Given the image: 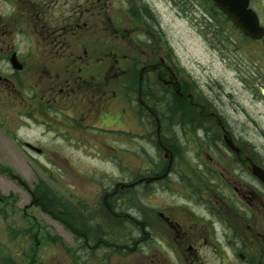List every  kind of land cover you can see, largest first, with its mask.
<instances>
[{
  "label": "flooded vegetation",
  "instance_id": "flooded-vegetation-1",
  "mask_svg": "<svg viewBox=\"0 0 264 264\" xmlns=\"http://www.w3.org/2000/svg\"><path fill=\"white\" fill-rule=\"evenodd\" d=\"M169 2L176 17L193 26L210 47L222 49V39H228L226 45L239 52L238 43L246 42L264 57V0H248L258 32H263L259 39L245 33L215 0ZM7 3L6 28L0 27V38L5 42V35L9 40L15 31L26 37V46L18 54L26 72L24 99L29 111L37 104L43 117L38 119L49 131L72 137L74 146L85 150H119L111 145V138L121 140L133 134L164 152V160L141 168L133 181L115 182L113 191L103 195L102 207L72 211L77 223L66 229L78 238L76 242L87 249H102L98 256L88 257L89 263L76 264H113L112 251L117 248L113 252L121 254L125 249L124 214L119 207L126 187L138 188L135 243L142 250L135 264H204L208 256L203 258L198 252L207 246L215 257L218 248L225 246L238 255L240 264H264V185L251 170L252 151L242 143L237 154L225 143L226 134L234 141L236 137L199 83L180 69L158 4L149 0ZM8 46L12 53L13 46ZM263 75L255 79L260 81ZM128 112L137 115L140 132L121 126ZM176 133L200 137L202 153L227 151L231 156L221 159L208 154V160L178 161L173 144ZM176 187L182 188L179 195L186 200L159 205L156 193H175ZM30 194L33 201L34 194ZM115 198L118 204L111 203ZM0 205L13 208L3 195ZM115 215L120 218L116 222L111 219ZM95 218L101 222L90 223ZM6 236V241H0V264H20ZM178 249L184 256L174 262L169 252ZM22 259L21 264L40 260Z\"/></svg>",
  "mask_w": 264,
  "mask_h": 264
},
{
  "label": "rangeland",
  "instance_id": "rangeland-1",
  "mask_svg": "<svg viewBox=\"0 0 264 264\" xmlns=\"http://www.w3.org/2000/svg\"><path fill=\"white\" fill-rule=\"evenodd\" d=\"M149 1L158 4L164 14L175 48V60L180 69L199 83L230 125L236 140L249 146L254 161L264 166V79H255L264 74V57L254 52L255 45L246 42L238 43L241 50L238 52L233 46L226 45L228 39H222L225 47L214 49L208 41L197 35L193 26L176 17L169 0ZM8 10L6 0H0V19L7 18ZM26 42V37L19 31H15L9 38V45L20 54ZM25 75L26 72L13 70L9 62V46L0 44V195L8 196L9 204H13V208L0 205V241H6L8 234L9 245L14 249L12 255L15 259L20 257V264L22 257L40 259L36 264L89 263L88 257L98 256L102 249H87L76 242L78 238H73L64 226V221L43 210L37 200L33 203L30 192L16 177L19 176L32 190L40 185H50L55 197L58 196L67 206L72 207L71 210L96 209L105 204L103 195L113 191L115 182L133 181L141 168L150 162L164 160V152H159L148 140H137L133 134H127L121 140L112 137L111 145L119 147L115 151L112 148L94 151L75 147L72 137L61 136L55 130L49 131L39 120L43 117L37 111V104L33 108L29 107L31 111L28 110L24 99ZM32 90L38 91L36 87H32ZM30 95L34 96L31 90ZM30 101L36 103L34 99ZM121 126L140 132L138 117L132 112L125 114ZM24 141L42 147L43 153L38 154L29 149ZM173 144L176 146V160L182 162L208 160V154L220 156L221 159L231 156L227 151L200 152V137L176 133ZM193 144L197 147L192 148ZM185 167L187 165L183 164V169L188 172ZM173 176V182L176 183L177 176ZM176 188L178 192L175 193L157 192L155 199L159 205L170 204L176 199L182 204L186 200L179 195L182 188ZM137 192L138 188L134 187L124 189L125 195L119 208L124 214L121 225L126 233V245L121 254L113 252L118 251L117 248L112 251L113 264H135L137 256L139 261L142 246H136L135 243L138 236ZM112 198L113 195L110 196ZM142 201L146 203L145 198ZM112 202L118 204V198ZM3 214L10 215V218L6 219ZM111 219L116 222L120 218L115 215ZM100 222L97 218L90 220L92 224ZM111 234L115 236L113 231ZM145 250L146 245H143V252ZM160 251L166 252V249ZM218 251L215 257L212 249L207 246L198 253L203 258L208 256L204 264H240L238 255H234L225 246L221 254ZM182 253L183 250L178 249L170 251L169 255L176 262L178 256H184Z\"/></svg>",
  "mask_w": 264,
  "mask_h": 264
},
{
  "label": "water",
  "instance_id": "water-1",
  "mask_svg": "<svg viewBox=\"0 0 264 264\" xmlns=\"http://www.w3.org/2000/svg\"><path fill=\"white\" fill-rule=\"evenodd\" d=\"M215 2L233 19V21L247 34L253 38H261L263 32H258L260 27L256 15L248 9V0H215ZM11 64L15 70L23 68V64L19 61L17 53H13L11 56ZM225 142L237 153L240 152V148L234 143L232 138L225 135ZM25 145L30 149L41 153L42 149L34 144L26 141ZM251 170L253 174L258 177L264 183V167L252 161ZM20 182L26 185L19 178Z\"/></svg>",
  "mask_w": 264,
  "mask_h": 264
},
{
  "label": "trees",
  "instance_id": "trees-1",
  "mask_svg": "<svg viewBox=\"0 0 264 264\" xmlns=\"http://www.w3.org/2000/svg\"><path fill=\"white\" fill-rule=\"evenodd\" d=\"M54 194V189L50 185H40L35 190L37 204L54 218L64 221L68 227L76 224L77 222L72 220V211H74L71 210L72 207L67 206L63 200H61L58 196V198L55 197Z\"/></svg>",
  "mask_w": 264,
  "mask_h": 264
}]
</instances>
